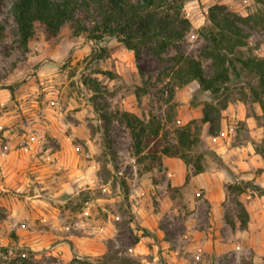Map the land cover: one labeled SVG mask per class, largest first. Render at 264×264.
Listing matches in <instances>:
<instances>
[{"label": "rangeland", "instance_id": "374dc122", "mask_svg": "<svg viewBox=\"0 0 264 264\" xmlns=\"http://www.w3.org/2000/svg\"><path fill=\"white\" fill-rule=\"evenodd\" d=\"M13 2L0 0V26L4 28L3 35L0 33V86L7 85L6 80L20 65V75L24 78L14 84L17 91L37 76V71L23 63L28 49L17 41ZM215 4H225L242 15L264 10V0H185V11L193 29L179 42L184 52L199 55L206 43L202 30L209 26V9ZM86 18L93 19L90 15ZM249 33V44L242 48L244 55L264 58V30L254 28ZM64 37L75 38L58 67L59 82L65 87L63 98L67 96L64 109L66 117L73 119V114L90 105L82 119H76V126L88 137L72 128L67 131L74 135L73 143L81 147L65 155L69 161L72 157V161L78 162L55 172L56 180L52 175L45 181L26 177L10 185L8 191L0 190V264H125V259L135 264H264V255L258 251L264 248V237H247L239 218L245 207L241 198L249 202L262 196L252 188L242 194L226 188L228 184L243 185L247 180L264 187V158L255 149L264 137V116L246 84L252 77L244 74L230 83L231 101L223 110L220 134L212 136L208 124H204L203 143L193 151V154L204 153L201 162L213 175L215 189L226 192L222 206L229 232L224 226L212 224L214 212L207 203L206 191L189 184L190 172L186 174V182L177 185L169 180L174 174H167L163 164L151 159L149 150L137 161L129 130L114 118L107 123L95 111L91 101L95 88L88 82L99 81L96 95L100 113L127 110L145 121L151 117L159 119L162 130L158 150L173 147L179 127L192 119L201 120L204 102L212 100V94L201 91L198 82L193 81L176 88L170 97L169 80H158L162 60L148 50L136 57L115 38L92 41L84 35L73 36L65 26L57 38L48 36L41 28L30 41L36 46L42 42L55 45ZM173 52L169 50L167 54ZM93 54L103 57L95 59ZM204 67L211 76L214 72L211 63L205 61ZM49 99L47 92L40 94V110L55 113L58 107L50 104ZM16 104L19 101L14 98L9 104H0V110ZM45 138L46 147L40 155L64 149L50 132L45 133ZM158 156L168 157L174 166L178 161L185 163L177 156ZM224 159L250 160V170L239 169L242 173L250 172L252 178L245 180ZM187 167L193 173V166ZM80 170L85 172L84 177ZM136 183L150 187L148 195L139 194L134 189ZM259 204L264 211V197ZM27 211L29 214L24 217L22 214ZM14 213L16 225L9 218ZM252 219H259L257 210L253 209ZM230 221L235 222V229ZM152 223L157 226L154 232L146 228ZM210 234L213 241L208 242ZM217 235L222 242L215 241ZM5 248L10 250L9 254H5Z\"/></svg>", "mask_w": 264, "mask_h": 264}, {"label": "trees", "instance_id": "16d2710c", "mask_svg": "<svg viewBox=\"0 0 264 264\" xmlns=\"http://www.w3.org/2000/svg\"><path fill=\"white\" fill-rule=\"evenodd\" d=\"M12 12L17 23L18 44L25 50L39 29L57 38L62 28L67 26L73 36L84 35L92 41L115 38L133 51L136 57L143 50H148L163 62L158 80H169L172 86L170 97L174 96L176 88L193 81L198 82L201 91L212 94V100L204 102L201 120L192 119L179 127L173 147L158 150L162 130L159 119L151 117L145 121L127 110L100 113L96 95L99 81L88 82L93 83L95 88L91 99L95 111L107 123L114 118L129 130L137 161H140V156H145V150H149L148 156L157 159L159 164H162V158L158 154L177 156L185 164L193 166V174L204 172L205 166L201 162L204 153L193 154L194 149L203 143V125L208 124V132L212 136L220 134L222 113L231 101L230 83L239 80L244 74L253 79L246 84L264 116V58L245 56L242 51L249 44L250 29L264 30V10L254 15H242L225 4L211 6L209 26L202 30L206 43L198 56L186 53L179 47V42L193 29V23L185 11V0H14ZM87 15L93 19L88 21ZM3 29L0 26L1 35ZM169 50L174 52L168 55ZM93 57L101 59L103 56L93 54ZM205 61H209L213 67L211 76L206 73ZM106 73L111 74L108 71ZM4 87L12 89L10 85ZM242 88L244 91L245 87ZM136 96L138 99L141 96L138 89ZM255 149L264 158V137ZM151 167L150 164L147 168L150 170ZM226 188L241 194L252 188L264 196V187L248 180L243 185L228 184ZM239 204L242 205L241 202ZM242 208L240 226L245 229L250 216L247 208ZM229 224L235 229L234 221ZM9 251L8 248L4 249L5 254H9ZM125 260V264H135L131 259Z\"/></svg>", "mask_w": 264, "mask_h": 264}, {"label": "crops", "instance_id": "0c3cea01", "mask_svg": "<svg viewBox=\"0 0 264 264\" xmlns=\"http://www.w3.org/2000/svg\"><path fill=\"white\" fill-rule=\"evenodd\" d=\"M42 43L43 44L36 46L35 42L30 41L27 53L23 56L24 59L26 58L23 63L29 67L32 66L31 68H34L32 70L37 71V76H33L27 83L19 86V92L18 90L16 91L17 87L14 86V84L22 81L24 78L20 75L22 71L20 65H18L11 73V76L6 80V86L12 85V89L2 85L0 86V104L2 106L9 104V102H13L14 98L19 101V104H16L17 106L10 105V107L0 110V190L3 189L5 192L9 190L8 187H11L10 185L14 186L16 183L18 184V180L26 177L28 179L35 177L36 179L39 178L40 181H45L52 175L53 180H56L57 176L55 172H58L59 169L69 168L73 162L75 165L78 162L77 159L72 161V157L69 161V156L65 155L81 147L73 143L74 135L68 134L67 131L72 128L75 133H82V129L76 126V119L81 120L84 114H86L85 112L91 107L87 105L84 109L76 112L72 115L73 119H68L66 117L64 104H66L67 96L63 98L65 87L62 85V82H59L60 72L58 71L59 65L63 63V61L60 60L71 50L75 43V38H61L55 45L49 42ZM33 49L39 51H33ZM40 84L44 85L41 87ZM43 92H47V96L50 98L49 103L58 107L55 113H49L45 109L40 110L39 98L40 94H43ZM30 103H32V105ZM41 117H45L46 119ZM46 132H50L53 137L57 138L64 148L62 151H56L51 154L46 151L43 155H40V152L46 147ZM82 135L85 138L88 137V135L84 133H82ZM2 137H6V139L2 140ZM88 142L91 141L88 140ZM244 150L245 155L248 157V149L245 148ZM40 158L43 159V162L39 161L41 160ZM226 158L229 157L226 155ZM250 158L254 159L255 157L252 158V156H249V159ZM224 160L227 162L230 169L241 174L245 180L252 178L249 176L250 172L247 171L242 173L239 169L248 168V170H250L252 168L250 160L242 159L239 161H231L232 163L236 162L238 166L226 159ZM176 163L177 165L174 166L168 157H162V164L166 167L167 174H174L173 177H169V180H172V182L177 185H182L186 182L187 172H190L192 176L189 184L206 191L205 197L207 203L211 204L214 212L213 219L211 220L212 224L216 227L224 226L231 232L229 226L225 223V216L223 213L222 203L226 196L225 190L223 189L220 191L219 189H215V180L208 170L193 174L185 163L180 161ZM230 163L232 165H230ZM66 164L68 166H66ZM51 168H54L55 171ZM79 173L82 177L85 176L84 171L80 170ZM9 181L12 183L10 184ZM147 181L148 179L145 180V182ZM134 189H136L139 194L145 192L146 196L148 195L150 187H142L136 183L134 184ZM249 197L251 196H248V198ZM263 197L264 196H262V198ZM262 198H255L249 202L243 201L242 198L240 199L244 202V206L249 211V216H251V221L249 220L247 227L244 229L247 237L249 235L261 238L264 237V211L258 207L260 206L258 203L262 202ZM253 209L257 210V216L259 218L257 221H253L252 219ZM26 214H29V212L27 211V213H23L22 215L26 217ZM9 218L12 222L11 224L16 225L17 216L15 213L10 215ZM156 227V224L152 223L146 228L154 232ZM210 237L211 238H209L208 235V242L213 241L212 234H210ZM215 241L222 242L223 240L217 235ZM258 251L260 252L259 254L264 255V248L260 247Z\"/></svg>", "mask_w": 264, "mask_h": 264}, {"label": "built area", "instance_id": "2783aa9c", "mask_svg": "<svg viewBox=\"0 0 264 264\" xmlns=\"http://www.w3.org/2000/svg\"><path fill=\"white\" fill-rule=\"evenodd\" d=\"M214 137H217V136H214Z\"/></svg>", "mask_w": 264, "mask_h": 264}]
</instances>
